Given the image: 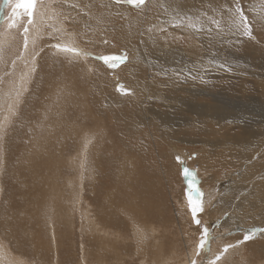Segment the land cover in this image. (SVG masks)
Listing matches in <instances>:
<instances>
[{
	"label": "bare ground",
	"instance_id": "1",
	"mask_svg": "<svg viewBox=\"0 0 264 264\" xmlns=\"http://www.w3.org/2000/svg\"><path fill=\"white\" fill-rule=\"evenodd\" d=\"M59 1L65 11L62 21L57 16V10L51 6ZM212 1L215 5H209L206 0H145L140 7H129L113 0H46L45 4L37 6L33 23L27 25L30 36L27 49L24 48L21 54L23 60L16 59L20 60L9 76V82H14L13 76L19 74L17 81H21L23 88L14 97L8 85L0 88V109L3 105L9 109L0 115V122L3 123L0 128V264H186L188 259L193 260V256L187 253L194 254L197 248V228L191 226L187 219L190 218L188 201L183 199L184 196L180 197L182 199L176 201L179 209L171 201L174 198L170 196L169 202L165 203L167 199L164 197L167 189L172 188L174 195L178 189L176 182H172L173 176L178 177L179 185L183 184L179 166L173 160L174 155L182 160L187 158L183 155V145H194L199 154L189 163L195 168L199 167L196 175L199 173L202 179L201 191L206 190L200 198L205 208L203 220L209 227L216 229L217 226V231L225 230L230 235L228 244L234 248L221 254L222 251L214 250L210 242L211 250L205 253L206 258L201 262L264 264V231H261L264 229V60L261 58L264 51L260 50L259 59H254L253 71L243 66V60L231 54L236 51L232 39L233 27L239 22L236 9L230 8L229 0ZM244 2L250 3L248 0ZM244 5L253 9L256 6L260 12L264 11L257 4ZM226 12L229 13L225 17L226 27L221 41L218 23L211 26L207 20ZM25 19L16 20L15 26L10 27L5 38L3 36L4 41L0 42V70L3 69L1 62L7 61L9 50L13 52L16 45L22 46L24 42V31L21 30H24ZM250 20L264 23V17L259 15H252ZM102 23L107 24L102 27L107 29V36L114 41L115 49H123L127 55V61L123 65L121 63L117 70L125 84L116 77L110 81L116 82L119 90L123 89L125 94L129 93L127 89L130 87L131 94L120 98L112 88L111 93L110 88L104 85L105 82L109 84L108 73L105 75L104 67L96 64L98 71L91 75L90 83L84 78L81 85L84 89H80L81 95L92 96L94 109L87 111L92 123L81 124L79 121L84 122V117L78 115L70 120L68 114H63L60 104H56L55 112L52 111L54 118L63 120L54 122L59 125L57 131L50 129L45 134L42 130L45 129V121L40 120L42 126H36L32 133L33 119L45 115V111L41 107L35 109V104L30 101L31 96H37L45 103L52 99V94L39 96L38 90H29L22 108L12 120L17 103L28 90L25 85L35 68V64L30 65L19 73L20 64L35 52H40L36 61H40L44 55L48 58L50 55L71 58L84 64L86 70L83 75L87 74L90 66L96 62L81 56L83 53L58 51L50 44L69 45L86 51L88 47L84 42L90 37L82 35L80 28L82 25L89 29L91 26L98 28V24ZM46 26H49L48 32L44 30ZM236 29L242 36L250 37L252 34L251 30L250 35L246 33L243 27ZM151 32L155 37L151 36ZM52 33L56 35V42L46 40L49 34V39L51 36L55 38ZM263 34L264 28L257 33L258 36ZM208 43L217 44L215 50L210 51ZM218 49H221L220 52ZM250 52L251 56L256 54L255 51ZM18 54L16 56L20 57ZM211 73L219 75L205 77ZM54 100L73 103L76 109L80 102V99L65 93H59ZM246 101L249 102L248 106ZM27 103L31 105L30 111ZM124 104L131 106L120 112L111 108V105L117 107ZM48 108L50 110L51 107ZM60 112L64 115L63 119ZM111 116L115 120L130 121V126L120 129V133L115 127V133L119 134L117 137L123 142L126 152L138 151V159L135 162L131 157L121 160L119 154H113L100 163L96 145L101 140L99 136L100 139L95 140L89 148L95 158L93 163L91 160L89 163V178L95 177L96 173L105 171V174L97 182L90 183L87 193L82 171L78 176L73 170V179L66 177L69 167L77 164L81 140L84 141L87 135L81 137L76 134V129H66V126L79 123V127L86 132L91 130L93 122H100L93 129H99L102 134V122H107ZM18 121L22 123L21 127L17 126ZM131 128L139 133L135 140L144 141L158 156L163 164L161 176L150 172L145 156L131 137ZM19 135L28 144H20ZM34 135L35 144L38 143L41 150L31 144ZM23 148L26 155L23 154L25 150L22 152ZM29 156L31 160H27ZM132 170L136 171L134 181L130 183L133 193L126 202L130 208H122L121 215H118L117 202L124 201V197L115 200L111 192L114 193L118 185H126ZM50 172L54 180H47ZM6 173L8 175L2 178ZM221 174L225 178H221ZM43 176H47V179ZM74 182L75 192L72 194L70 185ZM180 189L183 190L182 187ZM235 193V196H241L236 208L228 207L227 214L220 211L219 206H224L225 200ZM210 194L215 197L211 203ZM251 197L245 216L239 204ZM72 198L73 209L86 210L88 217L91 216L85 220L79 215L82 220L78 235L75 232L77 226L72 225V229L66 226L69 218L65 213L72 212ZM174 208H177V213ZM141 210L144 216L140 215ZM218 216L221 219L217 225ZM46 222L50 224L46 230L53 248L43 244L40 239L44 231L43 223ZM172 223L179 226L178 231ZM250 224L255 226L254 230H251ZM253 231L254 237L244 242V235ZM116 239H132L134 246L111 250ZM213 240H216V235ZM235 251L237 259H232ZM217 254L221 256L218 261L215 260Z\"/></svg>",
	"mask_w": 264,
	"mask_h": 264
},
{
	"label": "rangeland",
	"instance_id": "2",
	"mask_svg": "<svg viewBox=\"0 0 264 264\" xmlns=\"http://www.w3.org/2000/svg\"><path fill=\"white\" fill-rule=\"evenodd\" d=\"M113 1H116V0H113ZM206 1L208 2L209 5L210 4L215 5V2L212 1V0H206ZM244 1L245 0H229V6H230V8L233 7V8L236 9L237 7H239L241 9V12L247 17V21H248V24L250 26V30L252 31V34L250 35V37L239 35L237 33L236 27L239 26V27H243L244 28V25L239 21L233 27V33H232V37L233 38L232 39H233V43H234V47H235L236 51L232 52L231 54L237 59H242L243 60L242 61L243 62V66L248 68V70L253 71V68L255 69V66L253 65L254 64V59H256V58L259 59L260 50L264 51V34L261 35V36L257 35V33L259 31H263L264 23L252 22L250 20V18H252V15H254V16L259 15L261 17H264V11L260 12V10H257L256 6L253 9V7H249V6L244 5V4H251L252 5V3H253V6L255 4H257V6L258 5L261 6V8H263V10H264V1L248 0L250 3L244 2ZM12 2L14 3L15 0H12ZM45 2H46V0H43V4H45ZM124 4H125V6L132 7V6L128 5L127 3H123L122 5H124ZM37 6H39V4ZM51 6L54 9L57 10V16H58L59 20L62 21L64 19V16H65L64 5L61 3V1H59V2H53L51 4ZM114 7L117 8L118 6L114 5ZM253 10H255V12ZM228 13L229 12H226V13L218 15L217 17H215V18H213L211 20H207L209 25H211V26H214V25H216V23H218V29L221 31V35H220L219 40H221V41L224 39L223 31H224V29L226 27L225 17H226V15ZM236 14H237L236 17L239 20V14L238 13H236ZM248 17H250V18H248ZM10 18L11 19H15V24L18 22V20H20V21L23 20L20 17H13V7L10 5L8 0H0V42L4 41L5 36L8 34L7 31L8 30L10 31L11 28H12V27L11 28L9 27V24L11 22ZM23 18H26L25 19L26 20L25 25H28L27 24V17H23ZM16 20H17V22H16ZM17 25H19V24H17ZM25 25L23 27H25ZM98 25L99 26L101 25V26L100 27L98 26V28H96L95 26H91L92 29L91 28L89 29L88 27H84L82 25V27H81L82 29L80 28V32L82 33V35H84V36H86L88 38L90 37V38H89V40L85 39V42H84V45L86 44L85 46L88 47L86 49V51L85 50L82 51V50H78V49L77 50H78L80 55L83 53L81 56H84L85 58L87 57L86 59H88L90 61H93V62H96L94 65L90 66V71L87 74L83 75V73L86 70L85 69V65L81 64V63H78L77 61L72 60L71 58H67V57H63V56H56V55L55 56L54 55H50V58H48L46 55H44L40 61H36L35 59L39 55L40 52L39 53L35 52L36 54H34L32 57H30V59H27V60L23 61L20 64L19 73H20L21 70L28 69L30 65H34V64H35V68H34L35 70L31 73V78L25 85V88L28 89V90L26 91V93H24L25 95L22 96L21 101L20 102L18 101L19 103H17L16 109L14 111V115H12V117H13L12 120H14L15 116L18 114V111L22 108L23 103H24V98H25L26 94H28L29 90H31V91L38 90L37 92L40 93L39 96H42L44 94H52V99H50L47 103H45L43 100H40L39 97L31 96L30 101L35 104V109L37 110L38 107L39 108L41 107L42 110L45 111L44 114L45 115H46V113L48 114L47 117L45 115L35 116V117H38V119L37 118L33 119V120H35V124L33 125L34 129L32 128V133L35 132V130L37 129L38 125H39V127H40V124L42 126V122H40V120H44L45 121V124L43 125V127H45V129H42L43 131H45V134H48L50 132L49 131L50 129L51 130L53 129L52 132H56L57 131V129L59 128V125H58V123H54V122H62L63 120H60L58 118H54V115H53L52 111L54 110V112H55L56 109L54 108V105H56V104L57 105L60 104V107L63 108L62 109L63 112H64L63 114H68L70 120L72 118H74V116L78 115V116H83L84 117V122L82 120L79 121L81 124L82 123L83 124L92 123V121L90 120L91 119L90 113L89 112L87 113V111H89V108H90V110L94 109L93 106H92V102H91L92 96H91V94H88L87 96L86 95L85 96L81 95L82 92L80 91V89L82 91L84 89V87L81 86L82 85V81L84 80V78L86 79L84 81H88L90 83L91 75H93L94 73H96L98 71V69H96V67H95L96 64H100L102 67H104L105 75H107V73H108L107 77H108V80H109V84H107L108 82H105L104 85H106V86H108V88H110L109 91H111V93H112V89H113V92H117L115 94H117V96H119L120 98L123 97V96H128L129 94H131L130 87H129V89H127L128 85H126L127 86L126 88L123 86L124 89H127L129 91V93L125 94V91H122L123 89L119 90V88H118L119 85L116 82L110 81V79L112 80V79H115V77H116V78H118V81H122L121 83L125 84L124 80L121 79L120 76H118L119 74H118L117 70L121 66V63L123 65V63H125L127 61L126 51L123 50V49L122 50H116L115 49L114 41H112L107 36V33H108V32H106L107 29H104L102 27V25H107V24L102 23V24H98ZM94 27L96 28V30H94L95 29ZM44 30H46L48 32L49 26H46L44 28ZM21 31H23V30H21ZM51 31L52 30H50V32ZM103 32L105 34L104 35L105 37L103 36ZM49 35L46 36V40L50 41L52 39V40H55V42L57 41L55 34L52 33L51 35H53L55 38H52V36H51L50 39L48 37ZM210 35H211V33H209L208 36H210ZM3 36H4V38H3ZM29 36H30V34H29V31H28L27 37L29 38ZM101 36L104 37V38H102ZM151 36L155 37V35L152 32H151ZM253 39H256V40L253 41ZM90 42H91V44H90ZM20 44H21V41H20ZM88 44H90V45H88ZM23 45H24V42L22 41V46L21 45L20 46L16 45L15 46L16 49L14 47L13 52L9 50V52L7 54V57L4 56V57H6L7 61L1 62V65H2L1 67L3 69L0 70V88L5 86V85H8V87L10 88V91L12 92V96L13 97L15 95L17 96L19 91H20V89L23 88V84L21 85V81H17L20 78L19 74H16L15 77L13 76V80L12 81H14V79H15L16 82L15 81L14 82H9V76H11L13 74L12 73V68L14 70V65H17V63L19 62L20 59L23 60V58L21 56V54L23 53L22 51L24 50V46ZM50 45H51V48L56 49L55 47H53V45H56V43H51ZM216 45L217 44L211 45L210 43H208L207 46H208V49L210 51H213V50H215ZM18 47H20L21 50ZM16 50H18L19 54L17 53ZM100 50H102V51L99 52ZM220 50L221 49H218L217 51L220 52ZM250 51H252V52L255 51L256 54L251 56L249 54V53H251ZM15 53L20 55V57L16 56ZM8 55H10L11 57L8 56ZM102 56H110V57H117V58L124 57V59H120L114 64L111 63V62L105 63L103 60L99 59V57H102ZM18 58H20V59L17 60L18 61L17 62L16 59H18ZM261 58L264 60V53L261 54ZM15 61H16V63H15ZM218 75H219V73H211V74H206L205 77H209L210 78V77L218 76ZM72 76H73L74 79H72ZM82 76H84V77H82ZM209 91L210 90H208V92ZM58 92L59 93H65V95H70L71 94L74 98L80 99L81 103L79 102L78 107H77V109L79 111L76 108H74V104L73 103H72L73 105L71 103H68V102L67 103H65V102H61V103L59 102L58 103L56 100H54V97H56L59 94ZM108 95L111 96V94H108ZM222 95L228 96L226 94H222ZM246 104L248 106L249 102L246 101ZM10 105L11 104H9V106ZM26 105H27L26 107L28 108V111H30L31 105L29 106L28 103ZM130 106L131 105H127V104H124V105H121V106H117V107L114 106V105H111V108L114 111L120 112L121 110H123V109H125L127 107H130ZM134 106L137 107L139 105H134ZM48 107H51L50 108L51 112H50ZM71 108H73L74 111ZM26 109H24L25 112H27ZM0 110H1L0 111V115H1V113H3V112L5 113L9 109L3 105ZM33 110H34V108H33ZM31 114L34 117L33 111H31ZM63 114L61 113V115H62L61 118L62 119L64 118ZM108 121L107 122H102V124L104 125V130H103L102 134L98 131L99 129H97V130L93 129L100 122H93V126H92L91 130L86 131V132H83V130H82L83 128L79 127L80 126V125H78L79 123L76 124L75 126H70V127L66 126L67 128L65 127L66 129H76V134L77 135L79 134V136L81 135V137H83L86 134L87 137H90L89 139H91V140H89V139H87V137H85L84 141L81 140L82 148H81V151H80V155H79V152L77 153L78 156L76 155L77 157L80 156L77 159V164H75V167L74 166H72V167L70 166L69 170L66 172V177L73 179L74 178L73 177V170H74V172L76 171L75 174L77 173L78 176L81 174L80 171H82L83 182H84L83 186H84V188H85L87 193H88V189H89L90 183L97 182L99 180V178L102 175L105 174V171H104L103 173H96L95 177L93 176L92 178H89V175H90V172H91V169L89 170V166L91 168V164H89V163H90V160L93 163L94 159H95L92 156L91 151H90L89 148L95 143V140L100 139L99 136H101V140L96 145L98 147V157L100 158L99 159L100 163H103L105 158H107L109 155H113V154L114 155L116 154V156H117V154H119V158L121 160H123L124 158H127V157L128 158L131 157V158H133V160L135 162L138 159V154H139L138 151L137 150H133V151L127 150V152H126V149H124V146H123V142L121 143L119 141L118 137H117L119 134L117 135L115 133V127L117 128V131L120 133L121 132L120 129H123V128H126V127L130 126L129 125L130 121L122 120V119L115 120L114 117H112V118L108 117ZM1 124H3V123L0 122V125ZM108 124H109V126H108ZM21 125H22V123H20L18 121L17 122V126L21 127ZM51 125H53V127ZM46 129H47V131H46ZM110 131L111 132L113 131L112 135H111ZM130 132H131V137H132L133 140H135L136 138L139 137V133L134 131L132 128L130 129ZM92 136H93V138H92ZM1 139H3V138H1ZM32 140L34 142H31V144L34 146V148H39V150H41L40 147L37 146L38 143L35 144V142H36L35 135L33 136ZM18 142H20V144H24V145L28 144L27 140L22 135L18 136ZM115 142H116V144H115ZM135 142L137 143V145H135V146L138 148V150H140V153L145 156V159L148 162V167L150 168V172L153 171L156 175H158V177H159V174L161 176L162 175L161 174V172H162L161 168H162L163 164L159 161V158L156 155V153L153 152V149L151 147H148L149 146L148 144H147L148 145L147 146L145 143H143L144 141L142 142V140H140V141L135 140ZM0 143H2V140H0ZM140 143H142V145H145V147L142 146ZM180 143H184V142H180ZM83 147L86 148V149H84ZM181 148H183V150L181 149L183 151V155H185V157H187V158L182 160L181 158H179V156L174 155L173 160L179 166V170L180 171L178 170V168H176V169L178 170L179 174L181 175V177L183 179V184L181 183V185H179V182L176 180L178 177L176 178V176H173L172 182L174 184L176 182L175 185H177L176 187L178 188V189L176 188L177 192L175 191V195H174L172 188H170V189H167V191H166L167 195L164 193V197H166V199H167L165 203L169 202V199H170V196H171L172 198H174V199H171V201L173 200L175 202V207H177L176 201L179 200V199H182L180 197L184 196L183 199H186L187 201H188L189 197H191L194 201H200V198H202L201 196L206 192L205 189L203 190V192L201 191L202 188H200V184L202 183V179L199 176V173H198V176L196 175L197 171L199 170V167L197 166L195 168L194 166L191 165V163H189V161L196 159V157H198V155H199L198 153H196L194 145H193V147H191V145H188V146L183 145V146H181ZM82 151H84L86 154L84 152H82ZM22 152H23V154L26 155V149L25 148L22 149ZM82 158H83V161H82ZM27 160H31V157L29 156L27 158ZM181 163H183L184 165L181 164ZM108 166H110V165L108 164ZM126 168L129 169V166H126ZM185 170H187V173H188L187 176L185 175ZM12 171H13V169H12ZM163 171H164V168H163ZM49 174H50V175H48L49 179H47V176H43V177L46 178L47 180H54L55 177L51 176V172ZM7 175H8V173L3 174L2 178L7 176ZM135 175H136V171L132 170L130 172V174H129V178L126 180V185L125 186L118 185V187L116 188L114 193H112L110 191V189L107 187L108 190L111 192V197H112V194H113L115 200H117L118 197H124V201L117 202L118 215H121L120 210L122 208H125V209H129L130 208L129 205L126 202L128 200H130L131 197H132L133 189L131 188L130 183H132L134 181ZM222 175H223V177H222ZM220 177L221 178H225V175L221 174ZM21 178L23 179L24 176L22 175ZM232 181H234V180H232ZM236 182H238V181H236ZM35 184L37 185V182H35ZM230 184H233V183L230 182ZM181 187L183 189L182 191L180 189ZM244 187L245 186H243L242 188H244ZM70 189H71V192L73 194V192H75V182L70 185ZM210 193H212V192H210ZM81 195H83V194H81ZM235 195H236V193L233 194V196L229 200H225L224 206H219L220 211H222L223 213L226 212V214H227L228 213V207L232 206V207L236 208V204L240 200L241 196H239V195L235 196ZM208 196L209 197L211 196L209 198V201L211 203V200L215 199V197H214V195L212 196L211 194L208 195ZM73 198L70 201V207H71L72 212L67 211L65 213L67 215V217L69 218V223L66 226L69 229H72V225L77 226V229L75 230V232H76V235H78V233L80 232V223H81V220H82V219L79 218V215L83 216V218L85 220H86V218L89 215L86 213V210L82 209L80 211V210H78V207L77 208L75 207V209H73L74 208ZM251 199H252V197L248 198L247 200L241 201V203L239 204L241 206L242 211L244 212L245 216L248 214L247 209H248V207L250 205ZM86 201H84V202H86ZM84 202H83V204H84ZM51 204L54 205V203L52 201H51ZM3 205L6 206V204L4 202H3ZM83 207H86V206L83 205ZM80 208H81V206H80ZM177 208H179V207H177ZM177 208H174L176 213L178 212ZM188 211H189V217L190 218H187V219L189 220L190 225L193 226L194 228H197V236H196L197 245H198V243L200 241L202 230L205 229V228L208 231V243L205 245L204 250L202 252H200L199 255H197V248H196L194 254L187 253L188 255H192L193 256V260L189 261V259H188L186 264H193V262H195V264H198V262H201L202 260H204L206 258V255H207L205 253L206 252H210V250H211V244H212L214 250L222 251L221 254H226L229 250L234 249V248L230 247L227 252H223V249H224L225 246L231 245V244H228V242L230 241V239H229L230 235L226 234L225 230L217 231V228H218L217 226H216V229H215L214 226L213 227H209L208 225H206V220H203V214H204V211H205L204 207H203V211H200L197 214V219L200 221L199 224L194 223L192 213L189 210V204H188ZM140 215L144 216V213H143L142 210L140 212ZM89 218H91V216L88 217L87 219H89ZM220 219H221V216H218V218H216L217 225L220 223ZM43 222H45V220H43ZM43 224L42 225H43L44 231H42L43 234L40 236V239H41L43 244L49 246L50 248H53V245H52V242H51V238H50V234L46 230L47 228L50 227V224L47 223V222L43 223ZM171 225H173V228L176 231L179 230V226L177 224H175V223L173 224L172 223ZM250 226H251V230H254L255 226H253L251 224H250ZM73 228H75V227H73ZM214 235H216V240L215 241L213 240ZM72 236L74 237V232H73ZM192 237H194V236H192ZM194 239H195V237H194ZM243 241L246 242L244 240V238H243ZM210 242H211V244H209ZM126 246H134L133 240L132 239H122V240H117L116 239L114 245L111 246L110 249L114 250V251H117V250H121L122 248H124ZM217 255H219V254H217ZM237 256H238V254L235 251V253L232 255V259H235V258L237 259ZM180 260H181V258H180ZM212 262L203 261L200 264H212ZM177 264H183V262L182 263L179 262ZM216 264H218V262H216Z\"/></svg>",
	"mask_w": 264,
	"mask_h": 264
},
{
	"label": "snow or ice",
	"instance_id": "3",
	"mask_svg": "<svg viewBox=\"0 0 264 264\" xmlns=\"http://www.w3.org/2000/svg\"><path fill=\"white\" fill-rule=\"evenodd\" d=\"M10 5L13 7V17H20L23 19V17H27V24L30 25L33 23V17L36 12L37 5H43V0H15L13 3L12 0H8ZM117 3H127L128 5L132 7H140L145 4V0H116ZM236 13L239 14V21L244 25V31L250 35V26L248 24L247 18L243 16V13L241 12V9L239 7L236 8ZM11 19V18H10ZM235 23V20L233 21ZM15 26V19H11V22L9 24V27ZM28 27L27 25L24 27V48L27 49L28 46ZM58 51L62 52H72L74 54H79L78 50L74 47H71L69 45H60L56 44L53 45ZM99 59L103 60L105 63H116L120 59H124V57H110V56H102L99 57ZM14 63V62H13ZM34 71V69H33ZM0 128H2V125H0ZM185 175L187 176V170H185ZM189 204V210L192 213L193 221L196 224H199L200 221L197 219V214L200 211H203L202 207V201H194L191 197L188 199ZM261 231H264V229H261ZM255 235L254 231L246 233L244 236V240L247 241L251 238H253ZM208 243V231L207 229H203L201 233L200 241L197 245V255L200 254L205 248V245ZM230 247H233V245H227L224 247L223 252H227ZM221 259L220 255H217L215 260L218 261ZM195 264V262H193ZM212 264H215V261L212 262Z\"/></svg>",
	"mask_w": 264,
	"mask_h": 264
},
{
	"label": "crops",
	"instance_id": "4",
	"mask_svg": "<svg viewBox=\"0 0 264 264\" xmlns=\"http://www.w3.org/2000/svg\"><path fill=\"white\" fill-rule=\"evenodd\" d=\"M206 250H207V249H206ZM206 250H205V251H206Z\"/></svg>",
	"mask_w": 264,
	"mask_h": 264
}]
</instances>
